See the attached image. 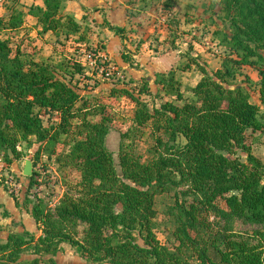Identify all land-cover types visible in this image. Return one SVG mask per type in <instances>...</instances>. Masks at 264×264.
Returning a JSON list of instances; mask_svg holds the SVG:
<instances>
[{
  "label": "trees",
  "instance_id": "16d2710c",
  "mask_svg": "<svg viewBox=\"0 0 264 264\" xmlns=\"http://www.w3.org/2000/svg\"><path fill=\"white\" fill-rule=\"evenodd\" d=\"M65 1L44 0L43 7L32 6L27 13L14 3L0 18V30L15 31L30 15L44 32L57 33L73 22L63 14ZM222 11L232 29L223 33V41L238 58L227 56L224 69L212 74L203 69L205 77L191 89L190 99H184L172 72L159 74L158 83L183 101L182 106L165 102L152 114L138 101L134 124L153 129L154 156L144 159L122 141L116 164L106 145L110 120L103 116L94 122L85 116L76 126L70 151L63 154L65 163L81 173L75 194H65L49 209L35 195L31 213L42 234L8 235L6 243L0 242V264H58L44 256L29 262L21 258L31 248L38 255H53L63 243L93 264H264V229L246 236L222 233L206 238L210 214L231 232L234 220L264 226V163L251 152L245 162L235 156L237 149L245 148L246 132L262 131L264 122L249 90L232 83L235 65L248 64L259 69L264 85V69L259 67L264 64V0H225ZM105 23L123 37L124 28ZM64 65L72 76L84 72L81 64ZM79 100L71 80L47 65L24 61L20 47L15 52L0 38V153L9 163L20 159V141L35 137L42 144L69 134L72 119L81 112L87 115L88 105L79 107ZM42 113L59 114L58 127H45ZM128 136L124 133L122 140ZM30 180L33 186L34 178ZM183 187L182 194L192 196V202L180 201ZM170 191L175 192L170 209L176 224L173 250L155 234V198ZM80 225H85L82 237ZM186 250L193 257L185 258Z\"/></svg>",
  "mask_w": 264,
  "mask_h": 264
},
{
  "label": "rangeland",
  "instance_id": "374dc122",
  "mask_svg": "<svg viewBox=\"0 0 264 264\" xmlns=\"http://www.w3.org/2000/svg\"><path fill=\"white\" fill-rule=\"evenodd\" d=\"M128 1L131 10L127 11L126 24L110 22L125 29L123 37L117 36L119 41L112 39L115 35L105 23L108 20L105 9L91 2L89 6H83L77 0H73V22L57 33L44 32L42 26L37 25V20L30 16L24 17L22 28L10 31L3 27L0 30V38L8 40L13 51L20 47L24 61L47 65L57 71L59 77L71 80L81 96L77 105H88L87 115L78 113L72 119L74 128L71 132L60 135L55 142L41 144L36 142L35 137L20 141L18 151L21 156L13 163L0 153V223H4L0 224L1 243H6L10 234H32L37 238L42 234L41 226L31 213L35 195L49 209L58 205L65 194H75L73 186L80 181L81 173L65 163L63 154L70 151V145L77 136L76 126L79 127L85 116L94 122L100 121L103 116L110 120L111 131L106 145L113 153L116 164L122 141L131 145L134 154L150 159L154 156L155 135L150 126L134 124L135 114L140 108L138 101L145 104L152 114L165 102L179 106L184 103L163 89L158 83L159 73L169 76L172 72L184 99H190L191 89L205 77V71L212 74L224 69L227 56L233 60L238 58L236 54L230 55L228 44L223 41V33H232L227 14L222 11L225 0H125ZM15 2L25 13L33 2L42 4V0ZM66 3L67 0L62 10L64 15L69 14ZM139 10L143 11L141 15ZM3 12V7H0V18L6 17ZM67 62L83 65L84 72L72 76L64 65ZM263 65L259 64V67L264 69ZM233 73L235 79L232 83L249 90L251 101L259 106L264 122V85L259 69L248 64L235 65ZM42 120L48 129L57 128L60 115L42 113ZM124 133H129V136L122 140ZM179 141L185 142L183 138ZM247 152L264 163V128L256 132L248 130L245 148L237 149L235 156L245 162ZM26 161L32 163L33 186L31 177L23 174ZM185 189L183 187L178 191L180 201L192 202V196L182 194ZM174 194L170 191L155 198V234L162 245L172 250L177 245L175 219L170 214L175 203ZM12 196L17 197L18 205ZM208 218L211 230L206 238L210 240L217 234L246 236L264 229L263 225L234 220L231 232L229 228H224L223 220L212 214ZM84 228L85 225L78 227L79 237H82ZM192 255L191 251L184 253L185 258ZM42 256L52 258L58 264H93L81 258L68 243L61 244L53 255H38L31 248L21 261L29 262Z\"/></svg>",
  "mask_w": 264,
  "mask_h": 264
},
{
  "label": "crops",
  "instance_id": "0c3cea01",
  "mask_svg": "<svg viewBox=\"0 0 264 264\" xmlns=\"http://www.w3.org/2000/svg\"><path fill=\"white\" fill-rule=\"evenodd\" d=\"M81 3V5L83 6H89L90 3H95L96 5H100L101 8L105 9V14L106 17H107V21L110 23H115L119 21L120 24H126V22L128 21L127 19V11L128 10H131V7L129 5V1L128 2H125V0H77ZM87 2V4H86ZM15 2V0H3L2 3H0V7L4 9V12H3V16H7V8L11 5H13ZM67 10L69 11V14L70 16L73 15V0H67ZM32 6H40V7H43L44 6V0H42V4H37V3H32L30 6H28L27 8L29 9L30 7ZM99 7V6H97ZM90 8V7H88ZM141 11L140 12V15L143 13L142 10H139ZM103 12V13H104ZM72 14V15H71ZM27 16H30V15H27ZM30 17H33V16H30ZM35 18V17H33ZM36 19V18H35ZM37 20V19H36ZM99 22V21H98ZM111 24V23H110ZM25 24H23L22 27H24ZM37 25H40L42 26L41 24H39L38 20H37ZM112 25V24H111ZM114 26V25H113ZM21 27V28H22ZM116 27H119V26H116ZM114 34V33H113ZM115 35V34H114ZM119 41V38L117 37V35H115V37H112V39H114ZM117 38V39H116ZM171 60H170V64H171ZM159 74H164V73H159ZM1 224V223H0ZM4 223H2L1 225H3Z\"/></svg>",
  "mask_w": 264,
  "mask_h": 264
},
{
  "label": "water",
  "instance_id": "95a60500",
  "mask_svg": "<svg viewBox=\"0 0 264 264\" xmlns=\"http://www.w3.org/2000/svg\"><path fill=\"white\" fill-rule=\"evenodd\" d=\"M23 174L26 177H32L33 176V167H32V163L30 161H26L25 168L23 170Z\"/></svg>",
  "mask_w": 264,
  "mask_h": 264
},
{
  "label": "built area",
  "instance_id": "2783aa9c",
  "mask_svg": "<svg viewBox=\"0 0 264 264\" xmlns=\"http://www.w3.org/2000/svg\"><path fill=\"white\" fill-rule=\"evenodd\" d=\"M3 0H0V3H2Z\"/></svg>",
  "mask_w": 264,
  "mask_h": 264
}]
</instances>
